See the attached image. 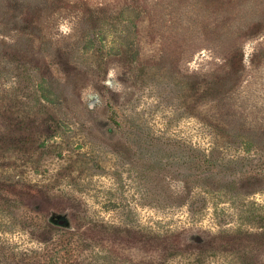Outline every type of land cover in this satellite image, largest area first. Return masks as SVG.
<instances>
[{
	"label": "rangeland",
	"instance_id": "rangeland-1",
	"mask_svg": "<svg viewBox=\"0 0 264 264\" xmlns=\"http://www.w3.org/2000/svg\"><path fill=\"white\" fill-rule=\"evenodd\" d=\"M264 264V0H0V264Z\"/></svg>",
	"mask_w": 264,
	"mask_h": 264
},
{
	"label": "trees",
	"instance_id": "trees-1",
	"mask_svg": "<svg viewBox=\"0 0 264 264\" xmlns=\"http://www.w3.org/2000/svg\"><path fill=\"white\" fill-rule=\"evenodd\" d=\"M63 259L60 262H56V264L62 263ZM41 264H46L44 261Z\"/></svg>",
	"mask_w": 264,
	"mask_h": 264
}]
</instances>
